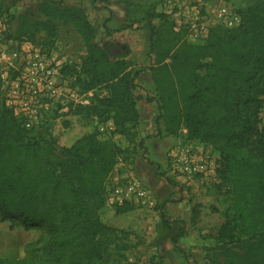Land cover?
I'll list each match as a JSON object with an SVG mask.
<instances>
[{
    "label": "trees",
    "instance_id": "trees-1",
    "mask_svg": "<svg viewBox=\"0 0 264 264\" xmlns=\"http://www.w3.org/2000/svg\"><path fill=\"white\" fill-rule=\"evenodd\" d=\"M42 6L57 11L62 19L68 16L82 22L88 42L87 54L80 65L67 64L63 71L78 93H95L89 105L70 104L63 114H71L90 129L63 149L69 158L68 169L58 171L41 156L37 142L26 139L23 122L0 96L1 219L17 216L26 229H39L45 235L38 249L29 246L22 258L0 257V264H96L108 249L110 234L129 233L111 225L103 215L110 209L105 199L106 184L119 158L127 154L134 142L139 115L136 101L142 98L134 95L139 71L126 70L125 53L113 60V43L103 45L93 40L97 31L85 12L62 8L52 0H44ZM237 12L242 17L237 27L215 25L204 43L192 48L182 46L180 54L163 51L165 58H160V61L172 59L174 86L188 87L181 91L180 114L170 116L184 123L190 137L211 140L226 158V149L219 141L235 142L245 134L254 133V118L263 102L259 94H264V0ZM159 17L174 28L166 13H159ZM52 22L30 17L15 32L9 30L8 37L38 44L36 36L40 31H54ZM154 32L151 29L152 35ZM207 58L210 60L206 61ZM203 69L204 75L197 72ZM238 81L251 84L250 88L256 90L242 92V88L235 87L240 84ZM103 87L107 88V95L98 93ZM175 94L179 95L178 91L162 94L163 113L171 107ZM109 120L114 127L102 130L101 126ZM64 122L67 126L70 124L69 120ZM143 143L144 139L140 141ZM78 181L84 188L77 185ZM262 188L263 185L255 204L249 203L246 209L227 215L215 238L217 246L210 264H264ZM84 192L93 198L98 216L89 211ZM134 208V203H126L117 207L116 213ZM162 219L173 243L178 245L180 238L187 235L185 223L169 221L164 214ZM175 224H178L176 230Z\"/></svg>",
    "mask_w": 264,
    "mask_h": 264
},
{
    "label": "rangeland",
    "instance_id": "rangeland-1",
    "mask_svg": "<svg viewBox=\"0 0 264 264\" xmlns=\"http://www.w3.org/2000/svg\"><path fill=\"white\" fill-rule=\"evenodd\" d=\"M52 1L62 8L85 12L87 20L97 31L93 40L103 45L113 43V60L125 53L126 70L132 73L139 71L134 95L142 98L136 101L139 115L134 142L127 154L119 158L108 182L116 178L124 180L135 173L155 192L158 205L147 208L134 203L135 208L125 213L117 214L116 208H110L109 213H104V220L129 233L117 231L110 234L108 249L103 259L96 264H129L130 257L136 259V264H210L214 247L217 246L215 238L227 215H233L237 209H246L249 203L255 204L262 185L264 189V94H259L263 102L254 118V133L245 134L235 142H227L226 139L219 141L226 149V158L211 140L190 137L184 123L172 117L176 113L180 114L183 107L180 105L181 91L188 87L174 86L172 75L175 70L170 66L172 59L160 61V58H165L167 51L170 55L178 51L180 54L182 46L191 45L192 48L205 40L195 41L189 28L179 31L172 29L167 20L159 17V13H165L163 9L166 0ZM208 1L205 0V3ZM212 1L218 8L228 5L235 9L259 2ZM42 5L44 0H0V14L12 32L30 17L39 21L53 20L54 31H40L36 36L37 43L45 49L51 47L56 50L64 63L80 65L88 49L82 22L68 16L62 19L57 11ZM52 12L57 14L51 17L49 14ZM151 29L155 31L153 35ZM12 41L15 45L16 41L23 40L12 38ZM163 51H166L165 54H162ZM183 54L182 51V57ZM209 60L207 58L206 61ZM197 72L204 75L205 69ZM250 85L242 82L235 87L242 88V92L253 93L256 88L252 89ZM174 90L179 95L175 94L171 107L167 113H163L162 94ZM98 93L107 95L108 90L103 87L98 89ZM67 111L61 106L52 109L47 121L34 130H27L26 136L27 140L37 142L41 156L58 171L68 169L66 165L69 158L63 149L90 129L77 122V118L71 114H63ZM55 115L59 116L56 118ZM67 120L70 123L68 126L64 122ZM110 121L101 127L110 130L107 127ZM237 133L240 134L238 129ZM142 139L143 145L140 144ZM186 143L211 151L216 163L211 174L192 181L183 178L178 180L171 175L170 150ZM76 183L84 188L81 181ZM84 200L93 216H98L93 198L84 192ZM162 214L169 221L185 223L187 235L178 245L173 243L163 223ZM44 237L39 229H26L19 217L8 215L1 219L0 215V257L22 258L29 246L38 249Z\"/></svg>",
    "mask_w": 264,
    "mask_h": 264
},
{
    "label": "built area",
    "instance_id": "built-area-1",
    "mask_svg": "<svg viewBox=\"0 0 264 264\" xmlns=\"http://www.w3.org/2000/svg\"><path fill=\"white\" fill-rule=\"evenodd\" d=\"M204 6L205 0H166L163 10L175 30L189 28L195 41L205 39L213 24L233 28L242 21L237 9L231 6H220L214 15L207 13ZM8 33V24L0 14V96L27 130L42 126L52 109L61 106L66 110L70 104L91 103L95 91L80 94L72 87L63 71L68 63L59 59L56 50H47L29 40L16 41L14 45ZM107 127L112 129L113 122ZM215 164L211 151L193 143L176 145L169 153L170 172L176 179L192 181L209 175ZM105 199L110 208L126 203L147 208L158 205L155 192L135 173L124 180L116 178L107 182ZM128 263L136 264V259L130 257Z\"/></svg>",
    "mask_w": 264,
    "mask_h": 264
},
{
    "label": "crops",
    "instance_id": "crops-1",
    "mask_svg": "<svg viewBox=\"0 0 264 264\" xmlns=\"http://www.w3.org/2000/svg\"><path fill=\"white\" fill-rule=\"evenodd\" d=\"M205 5H206L205 9L207 10V13H209L210 15H214L217 12L216 10L218 9V7L212 0L206 2ZM183 239L184 237L180 238V242H182Z\"/></svg>",
    "mask_w": 264,
    "mask_h": 264
}]
</instances>
